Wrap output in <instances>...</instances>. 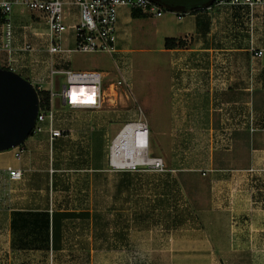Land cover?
Segmentation results:
<instances>
[{"label": "crops", "instance_id": "crops-1", "mask_svg": "<svg viewBox=\"0 0 264 264\" xmlns=\"http://www.w3.org/2000/svg\"><path fill=\"white\" fill-rule=\"evenodd\" d=\"M224 7L230 6L219 1L181 20L173 13L153 19L166 63V137L206 135L213 157L217 151L210 143L219 132L210 121H229L220 123L234 135L229 169L211 162L196 166L190 160L195 148L162 155L154 136L164 133L150 126L147 152L162 160L163 171L111 170L106 152L94 157L92 125L82 129L81 121L71 122L73 134L56 140L52 152L46 133L32 135L21 145L19 161L15 149L0 153V264H264V55L252 58L248 52L250 45L264 51V8L240 9L249 15L222 22L212 15ZM137 20L126 9L118 13L122 54L130 52L129 25ZM164 39L185 46L165 49ZM34 55L18 68L31 64L29 75L39 80L47 70L33 71L40 62ZM234 92L244 95L239 105L228 102ZM205 126L211 128L205 132ZM173 157L183 164L173 165ZM8 167L22 178L10 181ZM196 174L207 192L196 188L193 196L190 177ZM191 217L197 228H189Z\"/></svg>", "mask_w": 264, "mask_h": 264}, {"label": "built area", "instance_id": "built-area-1", "mask_svg": "<svg viewBox=\"0 0 264 264\" xmlns=\"http://www.w3.org/2000/svg\"><path fill=\"white\" fill-rule=\"evenodd\" d=\"M220 2L248 10L264 5V0ZM14 8L18 10L15 11ZM121 9L130 13L138 11L149 18L173 13L149 0H0V53L5 54V59L0 57V69L15 73L19 61L40 51L37 45L31 43V39L39 36L40 29L44 31L41 51L49 57V69L44 79L36 80V86L31 85L36 93H45L47 97L38 98V112L31 136L46 133L50 152L56 140L70 134L68 129L60 125L62 108L66 107L68 111L99 112L104 102L112 101L108 99L115 98L117 93L120 96L123 93L126 99L127 93L131 94L130 78L124 72L126 61L123 59L122 62V53L117 49V20ZM173 14L181 20L185 13ZM15 15L19 19L17 25H14ZM22 19L28 23L22 24ZM16 27L21 30L19 45ZM248 52L252 58L260 59L264 55L263 50H257L252 45ZM72 53L109 54L114 57L112 61L116 79L106 84L105 78L109 74L63 70L61 63H66L65 60ZM55 66L60 69H54ZM55 76L64 78L59 94L54 92ZM43 81L49 84L48 89L41 87ZM55 97H59V109ZM138 113L139 116L127 120L130 122H125L110 142H107V162L113 171L164 170L160 158L148 155L149 125L142 113ZM141 135H145V139H140ZM23 152L21 146L15 148L14 159L19 161ZM6 172L10 181L22 178V172L18 169L8 167Z\"/></svg>", "mask_w": 264, "mask_h": 264}, {"label": "rangeland", "instance_id": "rangeland-1", "mask_svg": "<svg viewBox=\"0 0 264 264\" xmlns=\"http://www.w3.org/2000/svg\"><path fill=\"white\" fill-rule=\"evenodd\" d=\"M224 8H227V10H222L220 14L217 15H211L220 16L222 21V19L229 17V15L236 14L238 16H244L248 14V12H246L245 10H240L244 8L234 9L231 6ZM257 8H264V5L258 6ZM255 9L256 8H254V10ZM14 10L17 11L18 9L14 8ZM155 21L156 20L153 18H142V20L140 19L137 21H133L129 25L130 35H132V41L129 45L130 52L122 54V62L123 59L126 61V68L124 69V72L127 73L128 77L130 78L131 84V94L127 93L128 99L125 98L123 93H121V96L117 93L115 98L108 99L112 101L104 102V106L101 111L93 113L86 111H68L66 107L62 108L60 110V112H62V121L60 122V125L62 128L71 130L72 134L74 132V127L71 126L72 121H75V123L76 121L83 122L82 124L84 126L82 127V129H85V126H87L88 130V128H90V125H92V133L90 135L91 150L95 158L101 159L104 158V152H106L107 142H110V140L115 136V134L119 131V129L125 122H130L127 120H132L133 118H135L132 117L133 112H136V114H138V110L141 109L142 113L146 117L148 125L151 127L152 132L164 133L162 134V136H154L156 146L155 149H158V151H160L162 155L169 152L171 148L176 150L182 149L185 152H188V149L195 148L194 150L189 152L190 155L192 154L193 156H199L195 158H193L192 156V159H190L191 161L193 160L195 162L196 166H201L202 163L204 164V162H206V164L208 165L211 162V166L227 170L231 165V155L236 147H234V135H232V132L230 133L227 130V127L220 126V123L222 122L227 126L229 125V121H226L224 119H222V121H217V119H213V121H210V126L213 129H217L219 132L218 138H214V136H212V144L210 143L213 149L217 151L216 155H214L213 153V157L209 153L206 135L203 139L200 138L198 134L192 136L191 138H188L183 133H179L178 135H176V138H168L169 136L166 137L167 133H170V128L168 129L166 127L165 121H168L167 119H170L171 112L170 110L166 109V97L168 96L166 92V63L164 61L165 55L160 53L162 43L161 35L156 34L154 31ZM18 22V16L15 15L14 25H17ZM21 22L22 24L28 23V21H25L23 19L21 20ZM238 22L239 21L237 20L236 23ZM238 24H241L242 26L244 25V23ZM38 33L39 36L31 39V43L37 45L38 50H40L33 53L35 54L34 57H37L40 60V62H38L37 64L34 63V65H37L36 67L32 66L33 71L37 72L36 74L42 72L43 69H49V57L43 51H41V46L44 44L45 39L43 29H40ZM16 35L19 36L17 42V44L19 45L21 35V30L19 29V27H16ZM113 58L114 57H111L109 54L101 53H72L69 55L68 59L65 60L66 63H61V68L64 70L70 69L76 72H107L109 74L108 77L105 78V82L107 84L116 79V74H114L115 67L112 62ZM30 65L31 64L29 63L24 64V62H22L20 67L25 66V68H17L16 74L28 81L30 84L36 86L37 81L33 77H31L28 72L29 69H31ZM54 69H60V67L55 66ZM40 79L44 78L40 77ZM63 82L64 78L62 76L54 77V92L56 94L60 93L61 86L64 84ZM41 87L44 89H48L49 84L47 83V81H43L41 83ZM243 96L244 95L242 93H231L230 96H228V102L236 101L235 103L239 105L240 101L244 98ZM55 103L57 109H59V97H55ZM227 115L231 117V114L228 111L225 116ZM210 126L204 127L205 132L207 129L211 128ZM174 133L176 132L172 130L173 135ZM82 136L84 137V140L87 139V137H89V132L87 131V133H84ZM166 138H168V140ZM242 138L243 136H241L238 141H241ZM159 139H162L161 142L159 141ZM25 142L26 140L22 144V147L23 145H26ZM236 145L239 144L237 143ZM171 161L173 165L183 164L180 157H173ZM202 178L204 179V177ZM190 179L191 180L189 187L192 190V193L191 191L190 193L193 194V196L197 193L196 188L202 189V192L204 193L207 192V185L202 181L201 178H199L197 174L191 176ZM197 226L198 223L196 222L195 218L192 219L191 217L189 219V228H197Z\"/></svg>", "mask_w": 264, "mask_h": 264}, {"label": "water", "instance_id": "water-1", "mask_svg": "<svg viewBox=\"0 0 264 264\" xmlns=\"http://www.w3.org/2000/svg\"><path fill=\"white\" fill-rule=\"evenodd\" d=\"M173 13H186L188 6L203 9L220 0H149ZM38 112L34 87L14 72L0 69V153L21 146L31 136Z\"/></svg>", "mask_w": 264, "mask_h": 264}, {"label": "trees", "instance_id": "trees-1", "mask_svg": "<svg viewBox=\"0 0 264 264\" xmlns=\"http://www.w3.org/2000/svg\"><path fill=\"white\" fill-rule=\"evenodd\" d=\"M216 2H214L210 7L214 6ZM201 10H205L201 8L198 4H191L188 6V9L186 11L187 14H196ZM146 16L142 15L140 12L135 11L132 12V18L133 19H141L145 18ZM184 46V43L179 40V41H174L173 39H164V48L165 49H175V48H182ZM37 96L40 99L41 96L47 97V94L45 93H40L37 92Z\"/></svg>", "mask_w": 264, "mask_h": 264}, {"label": "bare ground", "instance_id": "bare-ground-1", "mask_svg": "<svg viewBox=\"0 0 264 264\" xmlns=\"http://www.w3.org/2000/svg\"><path fill=\"white\" fill-rule=\"evenodd\" d=\"M140 143H142V142H140Z\"/></svg>", "mask_w": 264, "mask_h": 264}]
</instances>
